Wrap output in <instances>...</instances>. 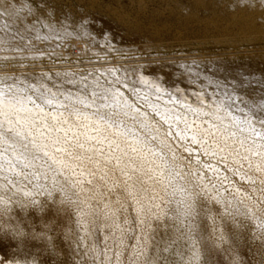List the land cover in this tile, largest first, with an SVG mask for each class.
I'll return each instance as SVG.
<instances>
[{"label":"clouds","instance_id":"obj_1","mask_svg":"<svg viewBox=\"0 0 264 264\" xmlns=\"http://www.w3.org/2000/svg\"><path fill=\"white\" fill-rule=\"evenodd\" d=\"M260 2L264 4V0ZM17 17L14 0H2L0 32L6 35L0 36V146L12 157L7 167L15 166L19 174L10 179L0 169L4 184L0 189V243L10 245L13 257L19 258L16 264H219L220 257L225 264H243L237 248L248 222L259 220L257 230H264V179L256 189L259 195L239 199L240 207L225 200L221 211L213 195H218L216 183L202 178L198 163L174 152L161 139L164 134L156 127L159 121L152 123L154 117L146 104L145 111L140 110L141 94L136 88H129L131 98L126 97L115 86L111 69L81 68L82 53L75 46L72 61L51 63L52 52L41 51L35 43L41 40L39 35L27 27L12 32ZM40 57H46L47 63H39ZM17 73L35 83L22 80ZM173 83L177 84L173 91L183 97L177 81ZM145 85L162 91L149 82ZM192 95L195 103L205 106L201 93ZM227 99L247 124L264 128V114L250 110L243 95L229 93ZM53 101L60 105L54 110L61 116L83 120L84 113L91 112L106 124H123L154 159L141 161L136 148L125 151L123 155L129 158L136 154L132 174L126 180H113L112 188L106 182L108 174H102L85 192L66 173L58 172L60 153L50 155L57 143L67 142L58 135L57 124L46 111ZM207 109L203 115L214 118L215 98ZM197 132L204 135L200 129ZM207 134L222 145L220 151L228 159H232L230 152L241 156L235 143L228 142L232 134L223 124L215 137L210 130ZM122 143L125 149L131 147L123 139ZM80 146L79 138L70 145ZM205 151H209L207 147ZM244 151L250 154L243 156L249 160V172L264 170V143L257 146L253 141ZM253 158L261 161L255 169ZM233 200L237 198L233 196ZM255 232L251 238L264 246V232ZM3 259L0 256V261Z\"/></svg>","mask_w":264,"mask_h":264},{"label":"rangeland","instance_id":"obj_2","mask_svg":"<svg viewBox=\"0 0 264 264\" xmlns=\"http://www.w3.org/2000/svg\"><path fill=\"white\" fill-rule=\"evenodd\" d=\"M14 2L16 11H18L17 18L19 19H17L18 21L14 26L15 29L12 28L13 33L18 28L28 25L27 29L33 35L42 33L40 37L50 36L47 39L35 41L38 48L41 51L52 52L55 49V51L63 52L69 61L74 59L71 55L72 47L61 48L57 45L62 42L70 46L74 45L77 51L84 54V62L81 64V68L88 66L99 68L101 71L103 68L113 70L114 78L118 77L124 81V84L128 85L127 88L124 87V84L119 87L120 92L126 97L131 98L128 89L135 86L134 88L141 94L139 97L141 100L140 110L145 111L144 105L146 104L147 111L154 117L152 123L156 124V121H159L156 127L164 134L161 139H164L174 152H180L186 159L191 158L193 164L198 163L201 169L198 174L202 178H211L216 183L219 191L218 195L216 193H213V195L219 201V204L216 205L217 208L223 211L222 205L225 200L228 203H236L237 207H240L237 203L239 199L251 198L254 193L259 195L256 189L262 186L261 180L264 179V171L249 172L247 170L249 160L244 159L243 156L250 155L244 150L252 146L253 141L257 146L264 143V128L259 125L247 124L243 114L239 113L234 106L229 107L232 104V101L227 99L229 93L224 94L222 90L218 92L205 86L212 90L220 100L223 99L222 115H219L221 118L215 115L214 118H210L203 115L206 113L203 110L185 108L179 103V98L176 100L163 99L162 95L164 94H149L138 87L135 82L132 86L130 84L135 81L134 74L139 66L152 60L151 64H160L163 67L167 66V68H173L174 62L176 63L174 65H178V63L180 65L182 61L186 62L187 66L193 67L192 62L195 61L197 67L202 68L207 62L213 61L214 57V59L221 58V60L229 63L233 61L232 63L239 65L249 62L256 63L257 61L259 62L258 67L264 69V4H261L260 0H249L248 3H242L240 0H15ZM257 6L259 7L257 8ZM19 15H23V17L21 18ZM86 15H106L113 20L116 19L118 25L122 26L121 30L128 34L135 33V35H139V41L136 42L134 48L120 50L112 48L111 51L107 50L108 53L107 51H100L101 46L97 39H95V42L99 44L97 46L100 49L96 48L97 46L93 45L91 36L86 37V40L85 36L87 35H79L78 37L74 35L71 36L72 38L68 37L62 41L64 29L69 28L67 32L78 33L81 31V25H87L83 20ZM118 18H122L123 22L126 21V23L129 21L130 26H126L125 23L121 25ZM22 24L26 26H22ZM57 25H59V28H57ZM124 26L131 29L127 28L126 30ZM75 28L78 29V32ZM53 29L56 31L52 32ZM35 31L39 33L37 32V34ZM1 33L0 36L6 35V33ZM54 33L57 34L56 37L51 38ZM83 38L85 39L83 40ZM108 46L110 47L109 44ZM16 59L22 61L24 58L17 57ZM39 59L41 62L47 63L46 57H40ZM199 61H201V65L198 64ZM35 62L32 61V63ZM76 62L80 63L79 60ZM130 64L132 65L130 66ZM179 65L178 67H180ZM172 70H175V68ZM130 74H132V78ZM16 75L26 82L35 83V80H28L25 75L19 73ZM125 76H129L126 78L127 82H125ZM129 79L133 80L129 83ZM192 82L194 83L192 87L196 88L197 83L194 80ZM197 88L203 89L202 86ZM0 94H3L2 90H0ZM247 95L251 97H247V100L251 99L256 103H259L257 99H260L256 96L261 95V98H264L259 89L249 90ZM206 100L209 99L206 98ZM37 103L40 102L37 101ZM56 104L57 102L53 101L51 105L46 106V111L51 113L53 123L57 124L58 135L67 142L57 143L52 148L53 152L51 151L50 155L55 157L57 153H60L56 163L58 172L66 173L70 180L77 182L85 192L92 187L90 182L98 180L102 174H108L106 182L109 188L114 187L113 180H117V178L126 180L132 174L135 168L133 160L136 159V154L133 153L132 158H129L122 155L125 151L136 148L140 153L139 159L141 161L154 159V157L149 156L147 151L142 149L141 141L137 140L134 135H130L123 124H120L119 127L110 121L106 124L92 116L91 112H85L83 120L79 117L61 116L60 113L54 110L60 107L59 104ZM28 107L31 106L28 105ZM221 124L231 132L232 135L228 137V142L230 144L235 143L241 156H237L236 152H230L232 159H228V155L220 151L222 145L218 144L215 139L209 138L208 131L210 130L211 135L215 137ZM197 129L202 130L204 135L201 136ZM223 135L227 136V133H223ZM76 138H79L81 146L79 148L70 147L75 143ZM122 139L131 147L125 149ZM241 144H243V148L240 147ZM205 147L209 151L206 152ZM152 151L157 152L158 150L152 148ZM10 162L11 158L4 153L3 147L0 146V169L6 172L11 179L18 176L19 169L15 166L8 168L7 163ZM251 163L255 169L260 166L261 161L253 158ZM110 168L117 171L112 173L109 171ZM241 168H243V171ZM122 172L127 173V175H122ZM1 180L3 181L2 175H0V182L3 188L4 184ZM44 183L48 182L44 181ZM233 196L237 200L234 201ZM106 205L107 201H105ZM207 223L209 225L207 231L210 232L211 221ZM259 223L260 221L256 219L248 222V228L243 233V241L237 248L243 264H264V246L251 238L253 230H256L255 234L257 235L264 232V230H257V224ZM99 239L103 240V235L99 236ZM131 243H135V241ZM61 247H63L62 244ZM0 256L4 258L3 261H0V264H16V260L19 259L13 257L10 252V245L4 243H0ZM218 259L219 264H225L222 257Z\"/></svg>","mask_w":264,"mask_h":264},{"label":"bare ground","instance_id":"obj_3","mask_svg":"<svg viewBox=\"0 0 264 264\" xmlns=\"http://www.w3.org/2000/svg\"><path fill=\"white\" fill-rule=\"evenodd\" d=\"M15 1V0H14ZM237 1V0H236ZM257 1V0H256ZM0 2H2V0H0ZM241 2V0H240ZM251 2V1H250ZM254 2V1H253ZM26 3V2H25ZM28 3V2H27ZM252 3V2H251ZM256 4V2H255ZM248 5V4H247ZM19 6V5H18ZM21 6V5H20ZM32 6V5H30ZM256 6V5H255ZM263 6V5H262ZM22 7V6H21ZM251 7V6H249ZM259 6H257L258 8ZM26 8V7H25ZM32 8V7H31ZM239 8V7H238ZM253 8V7H252ZM21 9V8H20ZM28 9V8H27ZM263 9V8H262ZM261 9V10H262ZM29 10V9H28ZM256 11V10H255ZM18 12V11H17ZM26 12H28L26 10ZM38 12V11H37ZM36 12V13H37ZM263 12V11H262ZM261 12V13H262ZM22 13V12H20ZM30 13V12H29ZM35 14V12H34ZM39 14V13H38ZM36 15V14H35ZM249 15V14H248ZM21 16V15H19ZM27 16V15H26ZM31 18L32 15L30 14ZM50 16V14H49ZM119 16V15H118ZM234 16V15H233ZM23 17V15L21 16V18ZM25 17V16H24ZM41 17H43L41 15ZM47 18V16H45ZM26 18V17H25ZM36 18V17H35ZM44 18V17H43ZM263 18V17H262ZM19 19V18H17ZM118 22L121 23V25L123 23L126 24V26H130L128 24V22L126 23L123 22L122 18H118ZM238 19V18H237ZM25 20V19H24ZM31 20V19H29ZM51 20V19H49ZM84 23H86L87 25L83 27V29L80 28V30L84 33H87L86 37H92V41H93V45H95V47L99 44H97V42H95V39H97L100 42V46H101V50L100 51H111L112 48L115 49H129L131 47L134 48V45H136V42L139 41V35H135L134 34H128L125 31L121 30L120 25H118V23L115 21L116 19H112L109 18L106 15H86V18L83 19ZM232 20V19H231ZM230 20V21H231ZM254 20V19H253ZM18 21V20H17ZM20 21V20H19ZM32 21V20H31ZM42 21V20H40ZM55 21V20H53ZM65 21V20H64ZM238 21V20H237ZM21 22V21H20ZM19 22V23H20ZM52 22V21H51ZM61 22V21H60ZM69 22V21H68ZM23 23V21L21 22ZM33 23V22H32ZM53 23V22H52ZM73 23V22H72ZM240 23V22H239ZM256 23V22H255ZM34 24V23H33ZM33 24H31L33 26ZM50 24V23H49ZM48 24V25H49ZM69 24V23H68ZM133 24V23H132ZM233 24V21H232ZM25 24H22V26ZM75 25V24H74ZM79 25V24H78ZM26 26V25H25ZM30 26V25H29ZM45 26V25H44ZM59 25H57V28ZM67 26V25H66ZM77 26V25H76ZM126 26H124L126 28ZM262 26V25H261ZM14 27V26H13ZM21 27V26H20ZM28 27V25L26 26ZM74 27V26H73ZM134 27V26H133ZM244 27V26H243ZM30 28V27H29ZM45 28V27H44ZM47 28V27H46ZM63 28V27H62ZM79 28V26H78ZM129 28V27H127ZM126 28V30H127ZM263 28V27H262ZM15 29V27H14ZM32 29V28H31ZM50 29H52L50 27ZM56 29V28H55ZM69 28H67L68 30ZM76 29V28H75ZM124 29V28H123ZM131 28H129L130 30ZM36 30V27H35ZM62 30V29H61ZM71 30V29H70ZM78 32V29H76ZM137 30V29H136ZM15 31V30H14ZM33 31V30H32ZM39 31V30H38ZM37 31V32H38ZM48 31V30H47ZM74 31V30H72ZM133 31H135L133 29ZM131 31V32H133ZM262 31V30H261ZM34 32V31H33ZM36 32V31H35ZM36 32V33H37ZM51 32V31H50ZM53 32V31H52ZM70 32V31H69ZM80 32V31H79ZM139 32V31H138ZM39 33V32H38ZM37 33V34H38ZM44 33V32H43ZM58 33V32H57ZM64 33V31H63ZM76 33V32H75ZM2 34V33H1ZM42 33H40L41 35ZM45 34V33H44ZM48 34V33H47ZM59 34V33H58ZM39 35V34H38ZM39 35V36H40ZM46 35V34H45ZM53 35V34H52ZM54 33V36L52 37H56ZM61 35V34H60ZM64 35V34H63ZM43 36V35H42ZM48 36V35H47ZM62 36V35H61ZM81 36V35H80ZM50 37V36H48ZM59 37V35H58ZM63 37V36H62ZM83 37V36H82ZM68 38V37H67ZM72 38V37H71ZM76 38V37H75ZM83 38V40L85 39ZM61 39V38H60ZM82 40V39H81ZM87 40V38H86ZM90 40V41H91ZM48 41V40H47ZM52 41V40H51ZM89 43V42H88ZM92 44V43H91ZM108 44L110 45V47L108 46ZM50 45V44H49ZM48 45V46H49ZM50 47V46H49ZM139 47V46H138ZM98 48V46L96 47ZM140 48V47H139ZM93 49V48H91ZM100 49V48H98ZM97 49V50H98ZM111 49V50H110ZM99 51V52H100ZM107 51V53H108ZM72 52V51H71ZM124 52V51H123ZM101 53V52H100ZM104 53V52H103ZM102 53V54H103ZM105 54V53H104ZM141 57V56H140ZM186 57V56H185ZM217 57V56H216ZM215 57V58H216ZM17 58V57H16ZM145 58V57H144ZM212 59V57H210ZM23 59V58H22ZM136 59V58H135ZM176 59V58H175ZM248 59V58H246ZM253 59V58H252ZM193 60V59H192ZM207 61V59H205ZM209 60V58H208ZM237 60V59H236ZM259 60V58H258ZM153 61V60H152ZM151 61V62H152ZM198 61V60H196ZM231 61V60H230ZM239 61V60H238ZM255 61V60H254ZM260 61V60H259ZM150 61L146 62V64H141L138 68V70L135 72L134 77H135V81L131 82L132 84H130L131 86L134 85L133 83L135 82V84L138 87H141L142 90H145L147 93L149 94H155V95H162L163 99H167V100H176V99H180L179 103L181 105H183L185 108L188 109H193V110H203L205 112L208 111L207 109V105L209 104L210 101L213 100V98L216 99V110H215V116H219L220 114L222 115V111H221V106H223V104L220 103V99L214 94V92L212 90H209V88L207 87H211L213 90L215 89L216 91L219 92V90H222L224 92V94L226 93H231L235 96H240L243 95L244 98L247 100V97H250L249 95H247V92L249 90L252 89H259V92L261 91L264 95V69H260L258 67V63L256 61V63L253 62H249V63H244V64H236V63H229V62H225L224 60L220 59H214L213 57V61H209L207 62V64L205 66H203L202 64V68L197 67V63L192 62L193 67L187 66V64H185L186 62H181L180 65L178 63V65L180 67H178V65H174L176 64L175 62L173 63L172 66H174L173 68H175V70H172L173 68H167V66L163 67L160 64L156 65L151 64ZM179 62V61H178ZM201 61L198 62L199 65ZM204 62V61H203ZM241 62V61H240ZM243 62V61H242ZM241 62V63H242ZM108 63V62H107ZM171 63V62H170ZM205 63V62H204ZM239 63V62H238ZM167 65L169 63H166ZM262 64V63H261ZM132 64H130L131 66ZM164 65V64H163ZM190 65V64H189ZM262 66V65H259ZM127 67V65H126ZM169 67V66H168ZM263 67V66H262ZM102 69V68H101ZM104 69V68H103ZM102 69V71H103ZM131 78H132V74ZM129 75V76H130ZM128 76V77H129ZM128 77H124V79L126 80V78ZM197 77V78H196ZM133 80V79H132ZM132 80H128L132 81ZM148 81L149 84H154L158 87H162V91L160 92H156L154 90V88L149 87L148 85H145L144 83H142V81ZM195 81L197 83L196 88L198 86H202L203 89L202 90H206V91H202L200 89H196L194 88V86L192 87V84L194 85V83L192 81ZM173 81H177L179 87L183 90L184 92V96L182 97L181 95L175 93L173 91V89L177 86L176 83H173ZM127 82V80L125 81ZM130 83V82H129ZM195 83V84H196ZM135 87V86H134ZM137 87V88H138ZM235 88V90H234ZM254 91V90H253ZM169 92H171L172 94L169 95ZM217 92V93H218ZM222 92V93H223ZM252 92V91H251ZM193 93H201V95H203L204 97V107H201L198 103L194 102V96L192 95ZM257 94V93H256ZM255 95V94H254ZM258 95V94H257ZM3 94H0V98H2ZM221 97V96H219ZM257 98L259 97L260 99H257L259 102H261L262 99L261 95L256 96ZM206 98H208L209 100H206ZM218 98V99H217ZM223 98V96H222ZM251 98V97H250ZM187 101V102H186ZM228 101V100H227ZM248 101L251 103L253 102L251 99H248ZM56 102V101H55ZM258 103V102H257ZM230 104V103H229ZM57 105V104H56ZM225 106V105H224ZM228 106V105H227ZM180 107V106H179ZM30 109V108H29ZM224 109V108H223ZM20 111H24V108L21 107ZM232 112V111H231ZM224 113V111H223ZM237 113V112H236ZM223 117V116H222ZM182 118V117H181ZM219 118H221L219 116ZM91 119V118H90ZM215 122V121H214ZM91 124V123H90ZM106 126V125H105ZM87 128V127H86ZM85 128V129H86ZM101 131V130H100ZM88 134V133H87ZM101 134V133H100ZM99 134V135H100ZM127 137V136H126ZM113 139V138H112ZM138 140V139H137ZM61 145V144H60ZM102 147V146H101ZM121 150V149H120ZM140 150V149H139ZM53 152V151H52ZM95 153V152H94ZM142 154V153H141ZM3 155V154H2ZM94 155V154H93ZM123 155V154H122ZM10 157V156H9ZM63 157V156H62ZM6 158V157H5ZM12 160V157H10ZM61 159V158H60ZM122 159V158H121ZM9 160V158H8ZM65 161V160H64ZM65 169V168H64ZM85 169V168H84ZM9 172V171H8ZM10 174V173H9ZM2 181V180H1ZM0 188H2V183L0 182ZM9 264V263H8Z\"/></svg>","mask_w":264,"mask_h":264},{"label":"snow or ice","instance_id":"obj_4","mask_svg":"<svg viewBox=\"0 0 264 264\" xmlns=\"http://www.w3.org/2000/svg\"><path fill=\"white\" fill-rule=\"evenodd\" d=\"M241 2L242 3H248L249 2V0H241ZM83 25H81L80 26V28L81 29H83ZM56 30L55 29H53V32H55ZM74 35H76L77 37L79 36V35H87V33H84V32H82V31H80V32H78V33H74V32H67V30L66 29H64V36H63V38H62V41L64 40V39H67V37H71V36H74ZM48 37H39V39H47ZM57 47H61V48H67V47H74V45H68V44H65V43H61V44H59V45H57ZM83 53L81 54V58H83ZM102 59H105V58H102ZM49 60L51 61V63H53V64H56V63H58V62H64V63H67L68 62V58L67 57H64V55H63V52H57V51H55V49H53V51H52V55L49 57ZM39 63H43V62H41V61H39ZM109 71H112L113 72V74H114V71L113 70H109ZM115 75V74H114ZM114 82H115V86L119 89V87L121 86V83H120V81H119V78L118 77H116L115 78V80H114ZM142 83H145V84H147L148 83V81H142ZM125 86V85H124ZM231 99V98H230ZM249 107H250V110H252V111H254L255 113H257V114H264V100H262L261 102H259V103H256V102H251L250 104H249ZM262 171H264V170H262ZM218 203H219V201H218Z\"/></svg>","mask_w":264,"mask_h":264}]
</instances>
